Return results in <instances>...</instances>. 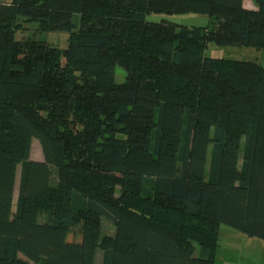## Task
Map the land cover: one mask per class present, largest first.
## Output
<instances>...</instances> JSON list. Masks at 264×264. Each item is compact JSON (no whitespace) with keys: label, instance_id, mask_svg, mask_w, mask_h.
I'll return each instance as SVG.
<instances>
[{"label":"trees","instance_id":"16d2710c","mask_svg":"<svg viewBox=\"0 0 264 264\" xmlns=\"http://www.w3.org/2000/svg\"><path fill=\"white\" fill-rule=\"evenodd\" d=\"M252 1L0 0V264H213L220 224L264 240V63L203 52L264 49ZM18 17L67 46L16 40Z\"/></svg>","mask_w":264,"mask_h":264},{"label":"rangeland","instance_id":"374dc122","mask_svg":"<svg viewBox=\"0 0 264 264\" xmlns=\"http://www.w3.org/2000/svg\"><path fill=\"white\" fill-rule=\"evenodd\" d=\"M8 1V0H7ZM148 21H160L162 19L174 22L176 24L186 25V26H195L200 27L206 25L208 19L205 16L192 14V13H186V14H173V15H165V14H153L150 13L147 16H145ZM14 23V38L16 40L21 39H35V40H43L49 43L51 46H54L56 48L59 47V49L65 48L68 44V41L70 39V35L65 32L60 31H47L41 25L37 22H30L24 18L18 17L15 19ZM205 56L209 57H223L228 59H234V60H253L255 62L264 63V49H254L252 47H237V46H217L213 43H208L205 50L203 51ZM115 81L118 83H121L123 81V78H125L126 73L120 66L116 65L115 67ZM37 140H32L31 145V151H30V159L41 161L43 160L42 157V151L41 147L38 144ZM21 165H18L17 171H16V181L15 188H14V197H13V206H15L17 195L18 193V186H19V179H20V170ZM12 206V207H13ZM14 208V207H13ZM43 216L40 215L39 219L40 221L43 219ZM114 225L109 220L102 218L101 223V236L104 235H113L114 233ZM219 233L217 236V246L215 247V254L218 249L219 254L218 258L215 259L216 263H221L222 259H229L230 251L227 249L232 248L233 244H236L237 247V239L233 240L231 239L227 234L234 232L235 235L240 236L241 238H247L246 235H244L242 232H239L225 224H220L219 226ZM255 240H258L262 243H264V240H260L257 238H254ZM241 246L240 244H238ZM103 251L98 248L95 252V258H94V264H101L102 257H103ZM227 252V254H226ZM214 254V256H215ZM223 262V261H222ZM29 264H36L33 262H29Z\"/></svg>","mask_w":264,"mask_h":264},{"label":"crops","instance_id":"0c3cea01","mask_svg":"<svg viewBox=\"0 0 264 264\" xmlns=\"http://www.w3.org/2000/svg\"><path fill=\"white\" fill-rule=\"evenodd\" d=\"M243 5L247 9H256V5L252 0H243ZM227 235L233 240L235 238L238 240L236 242L237 247L236 244H233V246H231L232 248L227 249L230 251V258L222 259L223 262L221 261V263L218 264H264V243L255 240V237L247 236V238H241L240 236L235 235L234 232H230ZM218 254L219 251L217 249L213 264L216 263L215 259L218 258Z\"/></svg>","mask_w":264,"mask_h":264}]
</instances>
